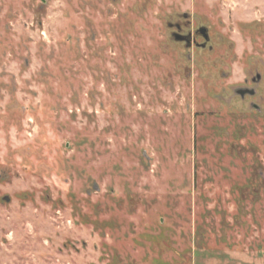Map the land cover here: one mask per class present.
<instances>
[{"label":"rangeland","instance_id":"374dc122","mask_svg":"<svg viewBox=\"0 0 264 264\" xmlns=\"http://www.w3.org/2000/svg\"><path fill=\"white\" fill-rule=\"evenodd\" d=\"M256 62L264 0H0V264H264Z\"/></svg>","mask_w":264,"mask_h":264},{"label":"flooded vegetation","instance_id":"af4514ba","mask_svg":"<svg viewBox=\"0 0 264 264\" xmlns=\"http://www.w3.org/2000/svg\"><path fill=\"white\" fill-rule=\"evenodd\" d=\"M187 15H182V20L178 23L170 24V39L177 44H181L185 49H197L200 51H212L210 32L207 27L199 26L194 30L185 31L186 22H189ZM260 22V21H258ZM186 24V26H183ZM251 24V23H250ZM253 24V23H252ZM190 59L189 56H187ZM248 77L243 79V84L231 88V97L227 100L238 101L244 104L249 112L262 114L264 107V64L256 62L254 67L249 69ZM239 129V127H238Z\"/></svg>","mask_w":264,"mask_h":264}]
</instances>
